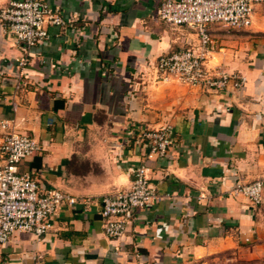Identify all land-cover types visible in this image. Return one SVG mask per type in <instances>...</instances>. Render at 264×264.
I'll list each match as a JSON object with an SVG mask.
<instances>
[{
	"label": "crops",
	"instance_id": "obj_1",
	"mask_svg": "<svg viewBox=\"0 0 264 264\" xmlns=\"http://www.w3.org/2000/svg\"><path fill=\"white\" fill-rule=\"evenodd\" d=\"M46 1L65 23L35 47L0 18V145L9 120L41 145L21 173L90 200L59 210L42 237L16 231L3 264H202L237 251L264 264V191L257 205L232 193L238 180L264 179V4L248 28L211 26L207 65L231 74L216 90L158 78L160 55L200 43L160 19L163 0ZM166 124L168 155L147 161L161 199L108 237L100 197L129 188L145 154L128 131Z\"/></svg>",
	"mask_w": 264,
	"mask_h": 264
},
{
	"label": "built area",
	"instance_id": "obj_2",
	"mask_svg": "<svg viewBox=\"0 0 264 264\" xmlns=\"http://www.w3.org/2000/svg\"><path fill=\"white\" fill-rule=\"evenodd\" d=\"M264 0H163L158 15L173 26H186L196 31L197 47H185L160 55L157 75L161 80L206 89H224L231 74L212 71L207 63L217 48L213 24L233 29H245L253 23L255 6ZM0 18L11 33L28 48L44 43L49 37V25H61L64 18L46 0H8L0 9ZM28 58L19 64L24 72ZM5 134L0 145L3 162L0 163V264L1 247L16 231H26L42 237L54 224L55 215L64 207H75L89 197H77L62 189L44 186L31 174L21 173L20 163L41 149L39 141L30 134L15 130L9 120L1 122ZM170 124L158 128L132 127L130 137H138L145 148L144 159L134 170L129 188L107 193L100 197V215L108 237H121L136 213L161 199L151 183L147 161L154 156L166 157L173 137ZM264 179L237 181L232 188L235 195H244L253 204L262 201Z\"/></svg>",
	"mask_w": 264,
	"mask_h": 264
},
{
	"label": "rangeland",
	"instance_id": "obj_3",
	"mask_svg": "<svg viewBox=\"0 0 264 264\" xmlns=\"http://www.w3.org/2000/svg\"><path fill=\"white\" fill-rule=\"evenodd\" d=\"M202 264H259V260L244 259L237 251L235 253L225 252L216 256L209 257L205 261H203Z\"/></svg>",
	"mask_w": 264,
	"mask_h": 264
}]
</instances>
